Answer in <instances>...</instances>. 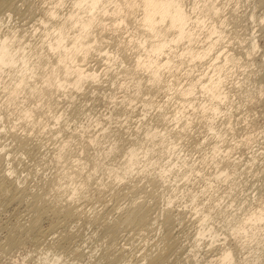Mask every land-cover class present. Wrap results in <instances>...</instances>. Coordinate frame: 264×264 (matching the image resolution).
<instances>
[{"label": "bare ground", "instance_id": "bare-ground-1", "mask_svg": "<svg viewBox=\"0 0 264 264\" xmlns=\"http://www.w3.org/2000/svg\"><path fill=\"white\" fill-rule=\"evenodd\" d=\"M230 3L0 0V124L11 122L12 140L0 141V211L13 202L28 211L0 234L1 256L31 235L34 264H264V198L238 197V178L251 164L241 167L229 143H250L251 119L238 118L246 131L237 139L236 115L264 90V71L253 78L247 69L264 63L256 62L257 33L246 37L235 26L242 19L263 28L264 10ZM15 14L34 22L12 23ZM242 65L244 77L235 80ZM86 86L113 106L93 114ZM62 97L69 104L60 111ZM46 110L51 119L42 118ZM37 123L55 134L53 151L30 132ZM192 129L197 156L182 141ZM25 156L55 167L44 189L28 182L32 171L21 174ZM90 196L103 207L86 209ZM82 221L97 224L96 233ZM99 231L98 252L91 244ZM135 235L157 237L136 251Z\"/></svg>", "mask_w": 264, "mask_h": 264}, {"label": "rangeland", "instance_id": "rangeland-1", "mask_svg": "<svg viewBox=\"0 0 264 264\" xmlns=\"http://www.w3.org/2000/svg\"><path fill=\"white\" fill-rule=\"evenodd\" d=\"M190 1L191 0H185V2L187 3V6H190ZM230 4L228 5L230 8L232 7V6H239V10H243V9H246V10H250L253 6H256V12H257V14H259V13H262L263 12V10H264V0H243L242 2L240 1L237 5H236V2H235V0H230ZM20 16V15H19ZM22 17V16H21ZM24 17V16H23ZM23 19V20H22ZM29 21L30 19L29 18H18L17 17V14H15L14 15V17L11 19V21H12V23H20L21 21V23H25L26 21ZM245 20H243L242 21V19H241V22H238L237 23V26H235V29H237V32H239L241 35H245L246 37H249L250 35V33L251 32H255V34L257 35V37H258V39H259V42L261 43L260 44V48H261V50H258V52H257V54H256V62H260V61H262L263 60V58L264 57H262L263 56V53L261 54V51L262 52H264V50H263V48H264V25L262 26L263 28H261V26L259 27V26H257V25H255L254 26V23L255 22H253L252 20H246V22H244ZM32 22H34V20L32 21V20H30L29 22H27L28 23V25H30V23L32 24ZM244 22V23H243ZM242 24V25H241ZM246 24H247V26H246ZM239 25V26H238ZM27 26V25H26ZM249 26V27H248ZM260 28H261V30H260ZM243 31V32H242ZM250 32V33H249ZM249 33V34H248ZM125 34H127V33H125ZM239 34V35H240ZM237 45V44H236ZM111 48H113V47H111ZM240 49V48H239ZM261 56V57H260ZM251 62V61H250ZM264 62V60L261 62V63H263ZM91 63L92 64H94L95 63V60H92L91 61ZM257 63H255V64H253V63H251L250 65H249V67L247 68V69H250V68H252V69H254L257 73L256 74H258V67H259V70L261 71V72H263L264 71V63H263V65H261L260 64V66H261V68L263 69H260V66L257 64ZM205 65H207V63H204L203 65L202 64H200V66L198 67V68H203ZM246 65H247V63H246ZM94 66H97V67H99L100 69L99 70H102L103 71V69H104V67H106V63H105V61L104 60H100V61H98L97 63H95V65ZM245 66H241L240 68H239V72H236V74L235 75H237V76H235L236 78H235V80L238 78V77H241V79L244 77V73H243V68H244ZM257 69V70H256ZM241 72V73H240ZM195 73H198V70H196L195 71ZM255 73L254 74H252L251 76L253 77V78H256V77H258L260 74H258V75H256ZM234 76V75H233ZM243 76V77H242ZM103 77H106V75H103ZM120 78H121V76H119ZM118 76L117 77H115V82H118V81H122V79H120ZM186 79H185V77L183 76V80H182V82L183 81H185ZM109 82H111V81H109ZM263 83V84H262ZM86 84H88V83H86ZM261 84H262V86H263V89H264V79L262 80V82H261ZM107 85H104V87H106ZM113 86V85H112ZM115 86V85H114ZM86 88H87V86H86ZM87 89H89V92H86V94H84V93H78V95H82V94H84V95H87L86 97H89V98H87L88 99V106H89V109H91V111L93 112V114H96V115H98V114H104V113H106L109 109H110V106H113V101H112V99L110 98V97H108V96H106V95H104L103 93H102V91L100 92L99 91V93L101 94H99L98 93V95H96V94H94V93H96L97 92V89L95 90V91H91L92 90V88L90 87V86H88V88ZM121 88H116V94L117 95H120L121 93H122V91L120 90ZM103 90V89H102ZM75 93H77V92H75ZM92 93V94H91ZM162 94L163 93H161L160 94V96H158V99H160L161 97L163 98V96H162ZM198 95H199V93H197ZM260 94V95H259ZM164 95V94H163ZM257 95L259 96L258 98V100H257V102H255V103H253V104H251V105H249V106H244V107H241L240 109H238V112H239V114H237L236 115V118H237V120H238V123L236 124L237 126V128H238V132H237V139H241L242 138V134L246 131V129L244 128V127H246V123H245V121L244 120H239V119H242V116H243V114H244V116L246 115V116H248V119L250 120V125H249V127H251V131H252V133L251 134H253L252 135V137H253V139H252V137H251V141H250V143L249 144H241V143H235V140H233V139H230L229 140V143L231 144H233V145H235L234 146V148L232 149L233 151H232V153H234L235 155L234 156H237V155H239V157H237V159L239 158V162H238V164L240 165L241 163L243 164H241L240 166L241 167H245V166H247L246 165V162L249 160V164H248V166L250 165V171H247V172H244V173H242V174H240V176H239V180H240V183H239V186L238 185H236V191L238 192V197H244V195H246V194H250L249 195V197L251 198V196H252V198L251 199H254V197H255V199L253 200L255 203L256 202H258L257 200H259L260 199V197L262 198H264V90H263V92L262 91H260V93L259 92H257ZM63 96V95H62ZM104 96V97H103ZM91 97V98H90ZM96 97V98H95ZM168 97V95H166L165 96V98H167ZM63 98V97H62ZM98 98V99H97ZM255 98V97H254ZM68 98H63L62 99V101H61V106H60V104H59V107H58V109L59 108H61V109H59L60 111H62V109L65 107V106H67L68 104H69V101L67 100ZM242 99H245V96L244 97H242ZM242 99L240 98H236V100H235V102L237 103V104H239V102L240 103H242V102H244V101H242ZM241 100V101H240ZM64 101V102H63ZM235 103V104H236ZM92 105V106H91ZM91 106V107H90ZM109 106V107H108ZM93 107V108H92ZM153 109H151V111H152ZM241 110V111H240ZM47 111V110H46ZM43 112V116H42V118L43 117H45V118H43L44 120H46V119H48V118H50L51 119V115L54 113V111H47V112ZM103 111V112H102ZM139 111L141 112L142 110L141 109H139L138 110V113H139ZM53 112V113H52ZM137 112V111H136ZM143 112V111H142ZM141 112V113H142ZM98 113V114H97ZM51 114V115H50ZM13 115H15V114H13ZM13 115H12V119H14V117H13ZM124 114H122L121 115V117H124L123 116ZM46 116H48V117H46ZM81 117L83 116V115H80ZM241 117V118H240ZM239 118V119H238ZM11 120V119H10ZM247 121V120H246ZM7 122H8V124H7ZM71 122V129L73 128V121L71 120L70 121ZM9 123H11L9 120H7V121H5L4 123H2V124H0V141H2L3 143H6L7 145L6 146H8L9 147V145L11 146V136H9L10 134H9V131H7L6 132V128H8L9 127ZM253 123V124H252ZM4 124H5V128H2V127H4ZM240 124V125H239ZM243 124H245V125H243ZM242 125H243V127H242ZM2 126V127H1ZM8 126V127H7ZM239 126H240V129H239ZM252 126H253V129H252ZM42 125L40 124H36V126L35 127H33L31 130H30V132L32 131V133H33V136L34 137H39V138H41L42 140H43V142L45 143V145H44V147L42 146V150H44V151H53L54 149H53V147H54V142H53V140H54V138H53V140H52V138H51V140H50V137L52 136V135H54L55 136V134H53L49 129H46L47 128V126L46 127H42ZM67 127V126H66ZM94 127H96V126H91L90 128H94ZM19 129V128H18ZM44 129V130H43ZM46 129V130H45ZM67 129V128H66ZM20 130H22V128H20ZM41 130H43V133H42V131ZM68 130V129H67ZM203 130V129H202ZM3 131H5V133L3 132ZM34 131V132H33ZM46 131V132H45ZM195 133H197V136L194 134V132ZM40 132V133H39ZM64 132V133H63ZM61 131L60 133H59V135L60 136H58V138L59 137H61V136H63V135H65V133L67 134L69 131H66V130H64V131ZM52 133V134H51ZM191 133H193V134H191ZM239 133V134H238ZM51 134V135H50ZM69 134V133H68ZM50 135V136H49ZM192 136V137H191ZM194 136V137H193ZM53 137V136H52ZM188 139H187V138ZM190 137V138H189ZM197 137H198V132H197V130L195 131V129H192L191 130V132H189V135H185L184 137H183V139H182V141L185 143V147L187 146V147H190L189 149H190V152L192 151V153L194 154L195 152V155L194 156H197L198 154H199V152L198 151H196L195 149H194V145H195V143H196V139H197ZM230 137V136H229ZM186 138V139H185ZM193 139L191 142L193 143L194 142V144L192 145L191 144V142L189 141L190 139ZM52 142H53V144H52ZM188 144H187V143ZM228 143V142H227ZM226 144V143H225ZM238 144V145H237ZM191 146H192V149H191ZM251 146V147H250ZM50 149V150H49ZM256 150V151H255ZM239 151V152H238ZM257 153H255V152ZM238 152V153H237ZM252 152V153H251ZM52 154H53V152H51ZM253 154V155H252ZM254 154H255V156H254ZM263 154V155H262ZM259 155V156H258ZM254 158H253V157ZM26 157V156H25ZM24 157V161L26 162V161H29L28 163H27V165L25 166V168H24V170H22V171H24L23 173L21 172V174L22 175H24V174H26L27 172H29V171H32V175L29 177V180H28V182L31 184V186H34V189H40V190H42V188L44 189L45 187V185H43L44 184V182H45V180L50 176V175H52V172H53V174L55 173L54 172V170H55V167L53 166V164L52 163H50V161H46L47 163H44L43 161H41L40 159V161L41 162H38V161H32V160H30V157H26L25 158ZM249 157H251L250 159H249ZM256 157V158H255ZM50 158V157H49ZM246 159H247V161H246ZM242 160V161H241ZM253 160V161H252ZM251 162V163H250ZM253 163V164H252ZM22 164V163H21ZM20 164V165H21ZM252 166V167H251ZM26 172V173H25ZM237 179V180H238ZM241 180L243 181V182H241ZM244 183V184H243ZM40 184V185H39ZM37 186V188H35ZM238 189V190H237ZM243 192H245V193H243ZM180 193V192H179ZM178 193V194H179ZM243 193V194H242ZM64 196L66 195V194H63ZM243 195V196H242ZM247 195V196H248ZM111 196H109L108 195V197L106 196V198L108 199V198H110ZM127 197V198H126ZM126 197H122L123 199H121L120 201L121 202H123V201H125L126 200V202H128L129 201V199H128V197L130 198V196H126ZM88 199H86L85 200V202H86V205H85V207H86V209H91L90 211H92V205H94V208L95 209H100V208H102L103 207V205L101 204V202H97L93 197H87ZM258 198V199H257ZM93 199V200H92ZM112 199H114V198H112ZM111 199V200H112ZM128 200V201H127ZM110 201V200H109ZM84 202V203H85ZM100 203V204H99ZM96 204V205H95ZM123 205L125 204V203H122ZM102 205V206H101ZM27 204L26 203H22V202H13V203H9V204H7L6 203V206H5V208L3 209V210H1L0 211V234H3L4 232H5V230L7 229V227H8V225H11V224H13V222H14V220L17 218L15 215H19L20 213H19V211H23L22 213L23 214H25V212H28L27 211ZM101 206V207H100ZM90 207V208H89ZM114 211H117V210H114ZM15 213H17V214H15ZM15 214V215H14ZM15 218V219H14ZM81 221V220H80ZM52 221H51V218L50 217H45V219L43 220V224H44V226L46 227V226H48L50 223H51ZM84 221H82V223H83ZM84 224V228H85V230L87 231V232H93L95 229L96 230H98L97 229V224H95V225H93V224H87V223H83ZM86 225H88V226H86ZM93 225V226H92ZM96 227V228H95ZM100 228V227H99ZM73 229V228H72ZM91 229H92V231H91ZM96 230L94 231V234L96 233ZM101 232L102 231H99L92 239H93V241H92V247H93V245H94V248L95 249H99V247H101V246H99V244L102 242V240H103V238L102 237H104V236H102L103 234H101ZM59 232L57 231L56 233H53V235H50V236H57V234H58ZM100 234V235H99ZM99 235V236H98ZM135 236H137V235H135ZM146 236H141L140 235V237L139 236H137L136 238L135 237H133V239H132V241H133V250H138L140 247H143V245L145 246L146 244H147V242H149L148 241V239H150V241L152 242V241H154V239L157 237V236H147L146 238H145ZM149 237V238H148ZM154 237V238H153ZM97 238V239H96ZM152 238V239H151ZM104 239H105V237H104ZM97 240V241H96ZM144 240H146V241H144ZM99 241V242H98ZM131 241V242H132ZM35 242H37L36 241V239L35 238H33V237H31V235H29L28 237H27V239H26V243H25V246H24V248H21V249H15V250H13L14 251V253H12V254H10V255H5V256H1V255H3V254H0V264H34V263H37L35 260H36V257H37V254H36V251H33V250H31V249H33L34 247H35V245H36V243ZM145 242H146V244H145ZM38 243V242H37ZM94 243V244H93ZM95 244H97V245H95ZM132 245V244H131ZM138 246V247H137ZM17 250V251H16ZM29 250V251H28ZM100 251V249L98 250V252ZM28 252V254H30V256H27L26 258L29 260H25V259H23V256H25L26 255V253ZM137 253H140V252H137ZM22 262V263H21ZM31 262V263H30ZM111 264H116V263H111Z\"/></svg>", "mask_w": 264, "mask_h": 264}]
</instances>
